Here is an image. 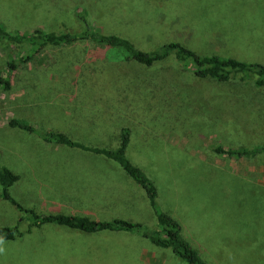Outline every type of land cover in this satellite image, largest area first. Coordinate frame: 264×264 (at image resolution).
<instances>
[{
	"label": "rangeland",
	"instance_id": "374dc122",
	"mask_svg": "<svg viewBox=\"0 0 264 264\" xmlns=\"http://www.w3.org/2000/svg\"><path fill=\"white\" fill-rule=\"evenodd\" d=\"M0 23L11 33H77L88 24L143 51L178 42L201 55L264 64V0H0ZM25 54L32 58L23 62ZM12 62L10 88L0 85V164L19 175L9 193L21 205L156 228L144 190L117 162L9 121L110 148L128 127L127 157L154 182L161 208L204 261L264 264V152L239 158L212 150L264 144V86H256V74L218 82L174 55L146 66L90 41L43 49L0 42V73ZM114 91L121 113L109 115L98 97ZM30 217L0 196V226L21 232L0 238V264H188L137 232L34 227Z\"/></svg>",
	"mask_w": 264,
	"mask_h": 264
},
{
	"label": "trees",
	"instance_id": "16d2710c",
	"mask_svg": "<svg viewBox=\"0 0 264 264\" xmlns=\"http://www.w3.org/2000/svg\"><path fill=\"white\" fill-rule=\"evenodd\" d=\"M2 41L27 44L31 48L36 49H43L49 46L63 47L78 41H90L96 44H104L111 48L123 50L127 54L130 61L146 66H150L164 60L169 55H174L184 67L192 65L191 67L193 68L195 75L198 77H209L218 82H226L234 78L236 74H241L242 76L240 79L242 80L249 79L251 74H256L258 76L255 80L256 86H264V64L258 62H246L236 58L223 57L217 54L201 55L178 42H171L150 51H143L136 48L127 38L111 34H103L102 32L91 29L88 24H85L83 31L77 33H56L53 31L46 32L41 29H35L33 32L29 33H11L0 23V42ZM31 58V54H25L21 57V61L26 62ZM13 67L14 62L10 64L7 72L0 73V85L3 86L4 89H9L11 86V71ZM93 68L95 73L100 71L98 70L99 67L96 65L95 67H91V69ZM90 78H92V76L89 77V80ZM114 92H116V94L111 97L108 95L104 96V94H101L98 97L100 100H105L103 101L101 110H104L105 113L110 112L109 115H118L121 113L118 111L120 110L118 104L120 91ZM78 102L80 104L79 106H82L81 108H83L85 106L82 104H85L87 101H83V103L81 101ZM263 104L261 105L263 106ZM111 111H113V113ZM9 125L28 132H34L46 142L91 152L117 162L122 167L124 172L144 190L149 200V204L155 214L157 223L156 228L151 230L148 226L141 222L123 218H114L103 221L92 219L85 215L38 213L34 209L25 208L10 195L9 188L19 180V175L14 173L8 167L0 164V183L2 185L0 196L1 198L9 201L19 210L31 214V226L40 227L44 224H57L90 233L100 230L137 232L148 238L156 246L171 248L179 258L183 259L188 264H207L199 254L198 250L183 237L180 223L161 208L157 200L158 190L154 182L144 172V170L135 165L127 157L126 149L130 136V129L128 127H123L120 130L118 146L116 148H110L87 145L81 140H78L61 130H48L45 133L41 132L38 130L36 125L24 119H11L9 121ZM212 150L217 154L236 156L239 158H252L257 153L264 152V144L252 149L216 146L213 147ZM79 171L82 172L80 169ZM16 233L21 235V232L17 230L16 227L11 228L7 226H0L1 239H12L16 236Z\"/></svg>",
	"mask_w": 264,
	"mask_h": 264
}]
</instances>
